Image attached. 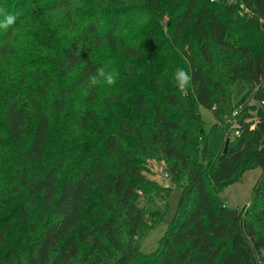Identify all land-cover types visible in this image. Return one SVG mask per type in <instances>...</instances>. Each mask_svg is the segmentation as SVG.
Masks as SVG:
<instances>
[{"label":"trees","instance_id":"1","mask_svg":"<svg viewBox=\"0 0 264 264\" xmlns=\"http://www.w3.org/2000/svg\"><path fill=\"white\" fill-rule=\"evenodd\" d=\"M0 8L17 16L0 28V264H264V0ZM99 68L115 85H89ZM237 82L240 136L224 118ZM201 107H216L210 130ZM258 168L250 206L230 208L220 192ZM174 186L175 217L143 254Z\"/></svg>","mask_w":264,"mask_h":264},{"label":"rangeland","instance_id":"2","mask_svg":"<svg viewBox=\"0 0 264 264\" xmlns=\"http://www.w3.org/2000/svg\"><path fill=\"white\" fill-rule=\"evenodd\" d=\"M248 90V85L241 82L235 83L228 89L224 115L226 120L225 126L228 133H230L232 129L231 124L234 120L233 111L235 107L241 102V99L245 96ZM200 114L205 123L206 129L210 130L217 122L214 111L201 107ZM150 172L151 179L159 182L162 185H167L168 180L165 178V166L163 163L151 162ZM262 175L263 170L261 168L248 171L243 175V178L240 180V182L230 185L226 189L222 190L219 195L223 200L226 201V204L230 208L241 209L244 207H249L253 197L254 188ZM182 194L183 190L180 186L173 187L172 194L168 199V210L164 221L141 240L140 251L143 254H151L158 250L160 241L165 236L179 208Z\"/></svg>","mask_w":264,"mask_h":264},{"label":"clouds","instance_id":"3","mask_svg":"<svg viewBox=\"0 0 264 264\" xmlns=\"http://www.w3.org/2000/svg\"><path fill=\"white\" fill-rule=\"evenodd\" d=\"M0 16H3V20H0V28L7 30L9 27L16 23L17 16L12 13L6 12L5 9L0 8ZM118 72L115 70L106 72L104 68H99L96 72L89 76L88 83L92 87L108 85H115ZM173 79L176 87L181 91H185L190 84L191 77L187 71L183 68H177L173 73Z\"/></svg>","mask_w":264,"mask_h":264},{"label":"built area","instance_id":"4","mask_svg":"<svg viewBox=\"0 0 264 264\" xmlns=\"http://www.w3.org/2000/svg\"><path fill=\"white\" fill-rule=\"evenodd\" d=\"M259 88H260V86H258L257 87V91L259 90ZM263 104H264V102H263ZM216 110V107H214L213 108V111H215ZM239 115V112H235L234 113V119H236V117ZM255 120V123L252 125V127H251V129H254L255 128V126H256V124H257V119H254ZM240 126L239 125H237V123H236V120H233V122H232V130H233V132H234V135L235 136H240V132H239V128Z\"/></svg>","mask_w":264,"mask_h":264},{"label":"water","instance_id":"5","mask_svg":"<svg viewBox=\"0 0 264 264\" xmlns=\"http://www.w3.org/2000/svg\"><path fill=\"white\" fill-rule=\"evenodd\" d=\"M229 144H230V139H227V141H226V147H225V151H224L225 154L227 153ZM165 177H166L167 180L170 179V173H169L168 170L165 171Z\"/></svg>","mask_w":264,"mask_h":264}]
</instances>
